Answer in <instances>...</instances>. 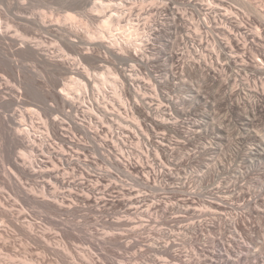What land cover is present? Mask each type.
Returning a JSON list of instances; mask_svg holds the SVG:
<instances>
[{
  "label": "rangeland",
  "instance_id": "1",
  "mask_svg": "<svg viewBox=\"0 0 264 264\" xmlns=\"http://www.w3.org/2000/svg\"><path fill=\"white\" fill-rule=\"evenodd\" d=\"M81 1H82V3H81ZM172 1H174V2H172ZM188 1L189 2L191 1V3H189ZM193 1H197V0H193ZM208 1L215 2L214 6H217V7H215L214 11L216 10V8H217V10H219L218 12H216L217 10L215 11L216 15H217V13L221 12L220 7H219L221 4H219V2L222 1L221 3L226 4L225 0H221V1L220 0H208ZM208 1H206V2H208ZM216 1H219V2L216 3ZM0 2L3 3V6H1V7L4 9V11L7 12L6 16L4 14L2 15L1 21L3 23L6 22V18L12 19L14 17V15H19L22 17L24 16V18L29 17L31 20L34 19V21H36V22H39L37 20H40V22H41L42 19L46 18L45 20L48 21L49 23H52V24L55 21L56 22L60 21L59 23L61 25H64V23H69V26H68L69 29H70V26H75L76 29H78L79 31L81 30L80 31L81 35H79V37L81 36V39L83 36H85L86 29L91 30L92 33L95 32V34H97L100 31L104 32V29H105L103 27L104 21L107 20L109 18V16L111 15V13L108 15L105 14L108 17L107 16H105L106 18L103 17L104 16V12H103L104 10H102L101 8L98 9L96 7L97 6L96 0H84V1L83 0H74V1L73 0H0ZM146 3L148 5H146ZM151 3L152 2H150V0H148V1L146 0V2L144 3V8L146 7L145 9L148 10V13L146 10H144L145 13L142 17V19H143L142 23L147 22V20H149V18H148V17H150L149 9L151 8L150 6L153 5V3L152 4ZM157 3H159L157 5H159L160 11L163 10V15L161 16L162 20L161 19L159 20L160 21L159 23H161V24L157 23V25H158L157 31H156L157 33L156 32H154L155 34L153 33L154 35H152V40H151V42H149L150 46L146 45V48H148V46L150 48V49L148 48V50H147L148 51L147 55L149 56L148 57V60H149L148 63L146 62L145 64H143L144 66H139V70L142 73L141 76L143 75L142 78H144V80H146V81H143L144 85H145V88L143 89V96L145 99V103H147L148 106L151 105L149 107H151L152 109L154 107V109L156 110L155 111L153 109V113L155 112L154 116H153V118L155 119V121H154L155 123L151 122L150 119L146 122L144 120L145 116L135 115V117H134L135 119L132 117L124 116L125 118L122 121V125L124 126L125 129L126 128L128 129V130L127 129L125 130L127 133L125 132L124 135L129 136L127 134H132L134 136L133 138L132 137L129 138L130 144L128 143L129 150L134 152V157L139 158L141 156V158L144 161H146V162L151 161V164L155 163L154 161L156 159V162H158V164H160V165L163 164V166L165 165L166 169H168L169 172L172 171L173 175H175V176L173 178H166V180L160 179L161 181L166 182V183L164 182L165 186H163V187H160L157 185V184H159V182L161 183L160 180L157 184L154 183L153 180H151L152 185H150L148 187V185L145 184L146 180L143 179L144 178L143 176L139 177L140 179L137 176H134V177L130 176L134 180L137 177V180H135V181L132 180L131 178H129L128 174H126L125 172L121 173L118 169H115L116 167L112 168L111 165L108 163L106 157L104 156V154H105V153H103L104 151L103 150L101 151L98 147V145H101L103 143L102 137H98L95 140V141H97L99 139L97 142L94 141L95 142L94 145H96V146L92 145V148H93V146H94V148L95 147L98 148V149L93 148L95 150L94 152H93V149L92 150H90V149L85 150L84 148L82 149V147L81 148L76 147L74 149V151H76V153L79 154V156L81 157L82 160H84V159L88 160L89 159L90 162L88 161V163L91 165L88 166V168L90 170L94 169L98 173L100 172V173L104 174L105 176H107L106 178L101 180L103 182H101L102 184H100V185H102L103 187H106L107 185L109 186L110 184L116 183L115 185L119 186L120 188L123 187L122 189H124L123 191L125 193L131 192L132 196L134 195L133 197H135V198L137 196L139 197V195L140 196L141 195L147 196V198L149 199L150 202L163 200L162 202L166 203L167 205L168 204L171 205V203L172 204L173 203L183 204L182 202L186 201V199H187V201H189L190 198H192L191 202L194 203L193 208L194 207L197 208V206H198V208L196 210L197 211H200L201 209L205 210V212L207 211L206 215H208V216L205 215L202 218H200L199 214H196L197 217H195L194 215H191V216L188 215L186 217L185 215H187V214H185V215L183 214L182 215V216H184L183 224H185V225L192 223V222H197V221H198L197 222L198 224L201 222L202 223H205V222L212 223L213 218H215V219H213V221L218 220L220 215H219V212H217L215 210L216 208L210 207L207 204H205V200L207 201L208 199L211 201L214 199L213 201L216 204H218V203L223 204L224 205L223 207H226L224 213L226 215H229L231 217L230 218L228 216L230 219H232L234 217V215H237L238 213H242V212H244L245 214H247V212L249 213L250 211H252V207L254 206L255 209L254 208L253 209L255 210V212H250L252 215L247 216V219L250 220L249 223L252 224V226L248 230L249 235L242 234V233H240V231L235 233L234 231L230 230L227 233L225 232L226 235L222 231H219V232L217 231V233H211L210 236L214 237L217 235L219 237V236H221V233H223L228 238H230L231 236H232V238H236V240L239 238L238 240H240L243 243L245 241V244H247V246H248V244H250L249 247L252 248L253 250H255L256 252L259 251L257 253H258V255H260V257H262L264 255V242H263L264 241V214H263L264 208L261 209V207H264V158H259L257 156H254L252 153L256 149H259L262 153H264V116L262 117V119L259 122H256L254 124V126H252V127L244 125L243 121L240 119L242 116L241 115L242 111L238 110V108L235 105L236 104L235 102L232 103L233 101H231V100L229 101V100H227V98H224L226 96L225 92H227L226 89H223L221 87V85H219V83H216L218 85L213 84V82L210 81L211 79H209L208 77H205V76H207L206 72L202 71L203 74L201 75V72L200 73H194V72L188 70V69H191L190 67L192 64H190V62L192 63V61H194L195 56L197 57V59L200 58V56L198 57V55L194 54V51L192 50V48L191 49L187 48V47L190 48V44L186 45V43H189V39H190L189 37L191 36V33L193 31H195V29H196L195 23H197L198 19L200 20V18H199L200 16L196 15L197 13L194 14L196 12V11H194V8H196V7H194L193 4H195V3H192V0H182V1L181 0H157ZM232 3L234 5L236 4L235 8H236V6H238L237 8L241 7L240 5H238L236 3V1H234V0L228 1L227 0V4H229V5L231 4L232 6H234ZM249 3L252 4L253 6L255 5L254 7L257 10H259L260 13H263V15H264V0H250ZM166 5H169L170 7L175 8V11L178 10V13L179 12L180 13L185 12L188 16L187 17L183 16V18H184L183 22H181L183 20L182 17H181L182 20H180L181 18L179 20L177 19L176 21H180L177 23L176 21H174L176 18L173 17L174 18V20H173V18L169 14V12L165 9ZM147 6L150 8H148ZM10 10H11V12H10ZM97 10H98V12H97ZM235 10H237V9H235ZM107 11H105V12H107ZM242 12L245 13L248 11H245L243 9ZM202 13H204V12H202ZM252 13L250 12V14L249 13H247L248 15L246 14L248 17L249 16L252 17L251 19L249 17V19L251 20L250 24H252L251 26H253V27L257 26L256 28H259L260 22L262 23V21H263L262 20L263 17L262 18H261V16L259 17V14H257L256 12L252 11ZM67 15H73L75 17V20H74L75 22H73V25L70 24V21L66 19L68 17ZM32 17H33V19H32ZM62 17H63V19H62ZM65 20H67L68 22ZM210 21H212L210 23L211 26L217 27L216 23L213 22V20H210ZM16 22L17 23H15V27H14L15 29H13L12 31H13L14 35L19 40H22V38H23L21 35L26 34L28 36V40L30 39V40H33V42H38V43L42 42V46H44L47 49H50L52 52H55L56 54H61V53L64 54L65 53L69 56H72V55L75 56L79 52L83 51V49L86 48L87 46L89 47V45L80 44L79 47L77 46L80 50L79 49L77 50V48H73L72 46L69 45L68 40L65 39V37H63V40H66V41H62L61 38H59V39L56 38L57 35H58V37L61 36V35H59L60 32H58L55 29L56 27L55 28L52 27L53 30H52V28H49V30L51 31V32H49L48 29H45L48 31H45L43 29L40 30L36 26L33 28V25H34L33 23H32V28H31V23H29V22L24 21V23H23V21H19V20ZM18 22H20V23H18ZM174 22H176V24H174ZM179 23H180V25H179ZM212 23H213V25H212ZM258 23H259V25H258ZM16 24H17V27H16ZM25 24H28V25L26 26ZM54 24H56V23H54ZM214 24H215V26H214ZM24 25L27 27V29ZM174 25L179 26V27L175 29ZM110 26L113 30L115 29L114 33H116L118 31L117 26L113 27L112 23ZM171 26H173V27H171ZM180 26H181V28H180ZM16 28H17L18 32H17ZM28 28H31V29H28ZM37 28H38V30H35ZM33 29H34V31H32ZM69 29L68 30L65 29L64 31L66 32V30H67L70 34H74L73 36L72 35L71 36L69 35V36H70V39H75L76 34L71 29L70 30ZM15 30H16V34H15ZM28 30H30V31H28ZM54 30L56 32H58L59 34L56 35ZM205 30L209 31L208 29H205ZM40 31H42V32L40 33ZM70 31H72V32H70ZM82 31H83V33H82ZM146 31L152 33V31H150L149 28L146 29ZM203 31H204V29H203ZM65 32H63V35L64 36H65V34L68 35L67 34L68 32H66V33ZM186 33H187V35H186ZM51 34H53V35H51ZM98 34L94 35L95 36L94 38L96 40L99 39V37L101 36L100 34L99 35ZM41 35H42V37H41ZM23 36H25V35H23ZM31 36L33 38L35 36L36 37L33 39ZM187 36H189L188 37L189 39H187ZM38 37H40V38L38 39ZM212 37L215 38L214 36H212ZM213 38H211V36H210V42L213 43L212 44L213 46H215V47L217 46V47L216 48L212 47V49H214V51L210 47H209L210 50L208 48L206 49L207 52L205 51V56L209 60H207V62L203 61V64H205V63L211 64L213 62V64L216 63L215 65H217L218 62H215L216 56L219 54L221 49H222L221 51L223 52V48H221V46H218V44H217L218 42L216 41V39L214 40ZM43 40H45V41H43ZM214 42L215 43L217 42L216 43L217 45H214L215 44ZM262 42H264V39H262L261 43ZM259 43L260 42H258V46L256 47V49H258L261 45H263V47H264V43H262V44L260 43V45H259ZM145 44H148V43H144V45ZM45 45H47V46H45ZM81 45H83V46H81ZM10 46H11L10 49L12 48L11 49V52H12L11 55L13 56V57L10 56L12 58V59L10 58L11 60H16L19 64V66L22 64L20 67L24 66L23 68H26V66L30 68V64L32 63L31 70L32 71L36 70L35 73L33 71V73L35 75L34 74L31 75V76H33L32 79H33L34 84H35V89L32 93H30V94L25 93L26 95L24 94V96H22L23 97L22 100H20V102L17 105V106H19L18 108L22 109V110H31V115H33V116H34V114L32 113V111L33 112L38 111L37 113L38 114L40 113L39 116L41 115V118L44 120L51 118L52 112L50 110L52 108V105H54L55 102H54L53 97L48 95V90L52 91L53 84L56 81L55 79H56V77H59L60 74L56 73V71L53 72V70H51V69L49 70V68H47L44 65H41V63L36 62V60L29 55L28 56L31 59L28 58V56L25 55L26 53L23 54L21 52L20 54H18L19 51L18 50L15 51V49H17V47H18V46L17 47L15 46V43H13ZM263 47H260V48L262 49ZM260 48H259V50H261ZM216 49H217V53L215 52ZM218 49H220V50H218ZM12 50H14V51H12ZM189 51H191V52H189ZM15 52H17V53H15ZM175 53H176L175 56H178V59H177V57L172 58V56H173L172 54H175ZM182 53H183V55H182ZM191 53H193V55H194L193 58H192L193 55H191ZM21 54H23V55H21ZM22 58L27 59V60H23ZM179 59H182V60L180 61ZM210 59L212 62L210 61ZM223 59H224V57H223ZM20 60H22V61H20ZM173 60H174V62H173ZM19 61L22 63H20ZM27 61H29V62H27ZM175 61H177V62H175ZM225 62H226V60H225ZM107 65L109 67H105V68H103V70L101 68V70H100V69H97L95 64H92L91 62L85 63V66L87 68H89V73L91 74L92 79L94 78L93 80H96L98 78V76L102 77V78L105 77L106 79H110V78L115 76L114 70L112 69L113 66L109 65V64H107ZM188 65H190V67H188ZM110 66H111V68H110ZM172 66L175 68V70H176L175 72H177V74H175V75H173L172 71H170L173 69ZM223 66H224V62H223ZM32 67H35V68L32 69ZM179 68H181V69H179ZM41 71H43V72L41 73ZM63 71L61 73L63 80H65L66 82H69L71 84V86H73V82L75 80H79V81L83 80L81 77L76 76L74 74H71V75L68 74L67 75L66 70H63ZM232 73H233L232 70H230V71L227 70V75L230 76V75H232ZM251 74H248V76H245V80L248 77V78H250V82H251L250 84L252 86L254 85V83H258L259 86L261 84V86H262L261 80L259 79L262 76L259 77L257 75L255 76L254 73H251ZM253 75H254L255 79H254V77L252 78ZM46 77H47V79H46ZM262 78L264 79V77H262ZM253 79H254V81H253ZM258 80H260V81H258ZM256 81H258V82H256ZM204 83H205V85H204ZM233 83H234V81L230 84L231 89L233 86H234L233 88H237L236 85H238V87H239V84H240L239 82L234 83V84ZM216 90H218V91H216ZM152 91H154V92H152ZM155 91H157V94ZM196 92H198V93H196ZM148 94H150V95H148ZM148 96H150V97H148ZM1 98H0V115H1L0 116V195L8 198L9 203L6 205L7 206L6 208L8 210L11 211V213L14 211L13 215L15 217L19 218L21 216V218H19L20 224H21L19 226H21V228L19 229V226L15 227L14 225H12L10 223V221L8 219H6V217L4 218L3 215L0 214V227L2 230V232L0 231V233H1V235H0V264H74V263L75 264H77V263L78 264H143V263L144 264H176V262H174L166 254H162L160 252L158 253V250L155 249L154 247L148 248V245H152L153 241L155 239L158 240V238H160L162 236V234H161L162 231L169 230L171 228L173 229V224H175V223L172 221V219L176 216L175 210H173L175 214L173 213L172 210H171L172 212L170 211V214L168 216V217H170V218H168V222H170V224L168 223L169 225L164 224L162 221H159V220L158 221H152V222L149 220L151 222V223H149L148 219L145 218L147 220L145 221V219H144V223L146 225H148V228L145 230L139 228L141 230L140 231L139 229H137L139 227V224H138V226L136 225L137 228H135V227H131V225H126V223H122L121 224L122 226L120 225V223H116L118 218L121 219V217L122 218L126 217V215L128 214L127 213L128 211H136L137 208H140V207H142L141 205H143V203L140 205V204H131L130 202H127L129 200V199L127 200L129 195H128V197L125 196L123 194L124 192L122 193L121 189H120L121 191H119V192H121L122 195H124L121 199H124V197H125V201H120L121 203H116L115 206H111L112 208L110 206H107L104 209L103 208L98 209L97 207L94 208L95 207L94 203H92V205H91V203L89 204L87 201H85V199H83V198L80 199V197L75 196V193H74V197L73 198L69 197V200L67 201V206L70 205L69 208L68 209L66 208L67 209L66 211H64L65 209L64 210L62 209L60 212L52 211L51 209L44 207V205L41 203H31V202H28L27 200H25V194L22 193L23 191L22 192L17 191L16 187L14 186V184L17 183L16 182L17 180H16V178L12 179L10 177V172L14 173L20 179L19 181H21L22 183L21 182H18V183H19V185L22 184L24 186L23 187L24 190L27 188L25 192H28L27 190H30L32 187L38 186V184L41 185L43 179L40 177V175H36V177L38 176L37 178L31 177V176L25 177L24 175L19 174V172L15 170V168L13 166L14 165V159H19V160L22 159L21 158L22 152L23 153L26 152L25 154L28 155V154H30L29 153L30 150L26 151V148L23 145L17 144L13 140L14 138L12 139V137L15 136L14 133H16L12 129L15 128L14 126L17 123L16 122L17 119L15 120V118L13 117L12 114L15 111V109L17 108V106H15L14 108L8 107L6 105V103H3L4 101L1 100ZM126 98L131 99V96L130 97L127 96ZM148 100H150V101H148ZM181 100H183V101H181ZM226 100H227V102H226ZM22 101H23V103L20 104ZM241 102H243V105L245 104V101L243 99L241 100ZM3 104H4V106H3ZM152 104H153V106H152ZM159 104L161 107L159 106ZM163 104H165V105L163 106ZM46 105H47V107H46ZM117 106H118V104H117ZM162 107H164V108H162ZM245 110L246 111L249 110L248 112H250V114L252 113V109H250L248 107H247V109H244V112H245ZM242 114H244V113H242ZM55 115H57V114H55ZM36 116H38V115H35V117ZM62 116H63V118H65L64 113H63V115H60V117H62ZM87 116H90V115H87ZM249 116H250V118H252L253 115H249ZM7 117H8V119H7ZM68 120L69 119H67V121ZM156 121H159L160 123L159 122L156 123ZM106 122H107V124H106ZM106 122H105V126L106 127L108 126V127L107 128L105 127L104 131L102 132L103 134H106V132L108 133V130H109L110 123L108 122L107 119H106ZM125 122H127L128 124ZM28 123H30V122H28ZM240 123H242L243 125ZM6 124L8 126H6ZM12 124H14V125H12ZM66 125L68 126V124H66ZM39 127H40V131L44 132L43 125L39 124ZM131 130H133L134 133ZM196 130H198V131H196ZM128 131H129V133H128ZM74 132H77V131H74ZM102 133H100L99 135L103 136V138H104V135ZM248 133H249V135H248ZM77 134L79 135V137H81V136L83 137V135H80L81 134L80 132L79 133L77 132ZM82 134H84V133H82ZM86 135L84 134L83 139L85 138L84 140H86V141L91 140L93 142L92 138L89 135H88V137ZM217 135H218V139L216 137ZM256 135H258L259 138L256 139ZM161 137H163L165 139H163ZM89 138H91V139L89 140ZM258 139H259V141L261 140L260 143H259ZM55 141L57 143H59V145L61 144V146L65 145V147L67 148V149L65 148L67 150V152L68 153L70 152L69 154L72 153V150L70 149L72 146L70 144L69 145L64 144L63 142H60L59 140H55ZM99 141L100 142L102 141L101 144ZM158 141H159V143L162 141L164 142V143H160L161 145L162 144L165 145L167 143L166 146L167 147L169 146L168 148H170L169 149L170 151H168L166 153L161 151V149H159L161 145L158 143ZM233 143H235V144H233ZM158 145H159V148H158ZM209 145L210 146L212 145V146L210 147ZM243 145H245V146H243ZM206 146H207V148H205V149L207 151L204 150V148H203ZM252 146H254V147H252ZM261 146H262V148H261ZM21 147L22 148L24 147V148L22 149ZM148 148L150 150V151H148V152H150V154L147 152ZM251 148H253L252 152H251ZM69 150H71V151H69ZM77 150H79L80 152L82 151L83 153L81 152V154H80V152ZM155 150H157L158 153ZM96 151H97V153L98 152L99 153L97 154ZM99 155H101V156H99ZM158 155H159V157L156 158ZM149 158H151V159H149ZM249 159H251V161ZM163 161L165 162V164L163 163ZM55 164H56V162H55ZM177 164H179V165H177ZM49 165H51V164H49ZM205 165H207V167ZM51 167L53 168L54 164H53V166H49L50 169H52ZM88 168L87 169L84 167L76 168L77 169V171H76L77 178H83L84 181H87V179L89 180V181H87V184H86L87 187H88V185L90 186L91 184L93 185L94 183H96V180L92 176L91 177L86 176L85 172H86V170H89ZM113 171L118 172L117 174L118 175L120 174L119 175L120 177H118V175L115 174L116 172H113ZM69 172L72 173V170H69ZM112 172L114 173L113 176H115V177H112V174H113ZM123 173H125L126 176ZM231 173H232V175H231ZM19 175H20V177H19ZM109 175H111V177ZM189 175H190V177H189ZM177 176H178V179H177ZM225 176H226V178H225ZM117 177H118V179H117ZM85 178H86V180H85ZM141 178L143 180H141ZM40 179H41V181H40ZM45 179L48 180L49 178H45ZM168 179H170V180H168ZM70 180H72V178ZM138 181H140V182L138 183ZM143 182H145V183L143 184ZM119 183H120V185H119ZM155 184L157 185V187H156L157 189L155 188ZM145 185L147 187H145ZM159 185H161V184H159ZM10 186H12L15 190L13 188L11 189ZM152 186H154V188ZM61 188H63V187H61ZM126 188H128V189H126ZM248 190H250L251 192ZM75 191L78 192L79 195H81V194L84 195L83 193L78 191V189ZM87 191H85L86 194H87ZM113 191L115 192V190H113ZM19 192L21 193V195ZM142 192H143V194H142ZM240 192H241V194L243 192L246 193L247 198H245V199L240 198L241 197ZM138 193H140V194H138ZM110 194L111 193H108V195H109L108 198H110ZM154 194H156V195H154ZM191 194H193V195L191 196ZM221 194L225 197L219 196ZM255 198H257V199H255ZM213 201H212V204H213ZM244 202H245V204H244ZM74 203L76 205H74ZM231 203H233V204H231ZM256 204H259L260 208H258V205L256 206ZM133 205H135V206H133ZM137 205H139V206L136 208ZM213 205H215V204H213ZM240 205H241V207H240ZM92 207H93V209H92ZM132 207L133 208L135 207V209H133ZM143 208L146 209V206H143ZM143 208H141V209L143 210ZM212 208L214 209V211H212L213 210ZM96 209L99 211H97ZM249 209H251V210L248 211ZM227 210H228V212H227ZM20 211L24 212L25 215L22 216L21 214H19L18 212H20ZM215 211L217 212L219 217H215V216H218ZM257 211H259V212H257ZM260 212H261V215H259ZM227 213H229V214H227ZM173 214H174V216H173ZM231 214H232V216H231ZM207 217H208V219H207ZM216 218H217V220H216ZM147 221H148V223H147ZM30 223L36 224V225H34L33 228L36 229L37 234H39L40 236H43L42 232L45 231V233L48 237L46 239L44 238V241H40V242L38 240L35 241V239L33 240V238L28 237L27 234H25V228L28 229V227L30 226L29 225ZM136 229L139 230V231H137L138 234L136 232ZM132 231L134 232V234L132 233ZM231 231H232V233H231ZM130 232L132 233V235L130 234ZM140 232H141V234H140ZM154 232H155V234H154ZM257 233H258V235H257ZM213 234H215V235H213ZM138 235H139V237H137ZM140 235H141V237H140ZM238 235H240V236L238 237ZM245 236L246 237L249 236V239L245 238ZM241 237H242V240H241ZM149 238H153V239H149ZM164 238H166V237H164ZM132 241L133 242L137 241V243H134L135 245L130 246L129 244ZM185 241L186 240L179 241L178 245L179 246L181 245V246L180 247L177 246L175 249L181 248L182 251H185L184 254L186 252H188V253L191 252V254H192V252H194L193 250L195 249L193 247H195V246L192 245L191 242H189V241L185 242ZM44 242H48L51 246L50 247L51 249L48 248V246H47L49 244L44 243ZM262 244H263V246H262ZM214 247H210L209 250L210 249H211L210 251L220 250V252L222 254L224 253L221 249L222 248L221 246L220 247L214 246ZM262 247H263V249H262ZM155 250H157V251L155 252ZM186 254H185V257L187 256L186 257L187 259L184 257L185 263L187 262L186 264H190V262H191V264H195L197 262V260L199 261L200 258H201L200 259L201 262H197L198 264H200V263L201 264H209L208 261L212 260V257L210 258V256H208V254L206 255L204 253H202L200 258L197 255L195 256V254H194L195 257H198V259H196V260H195V257L192 256L191 254L190 255L192 257L189 254H187V255ZM203 256H205V257L203 258ZM189 258H191V259L193 258L192 260H194L195 263H193L192 260H190ZM202 258H203V260H202ZM205 258H207V259H205ZM188 259H189V262L186 261ZM215 259L217 262L215 261ZM215 259L213 258L214 262H216V263L220 262V258L219 259L215 258ZM231 259H236V258L231 257ZM204 260L206 261V263ZM254 261H255L254 259L251 260V263H249V264H255L256 261L255 262ZM245 263H247V262H245Z\"/></svg>",
  "mask_w": 264,
  "mask_h": 264
},
{
  "label": "bare ground",
  "instance_id": "2",
  "mask_svg": "<svg viewBox=\"0 0 264 264\" xmlns=\"http://www.w3.org/2000/svg\"><path fill=\"white\" fill-rule=\"evenodd\" d=\"M206 1H208V0H197V1L192 0V3H195V4H193V6L196 7V8H194L192 6L194 8V11H196L194 14L197 13L196 15L200 16V17L198 16L200 18V20L198 19L197 23H195L196 24L195 28L197 29V30L195 29L196 32L193 31L194 32L193 33L191 31L193 34L191 33V36L189 35L190 37L187 36V39H189V38L190 39H189V43H186V45L190 44V48L189 47H187V48L188 49L192 48V50L194 51V54L198 55V57L200 56V58L197 59V57L195 56L194 61H192V63L190 62V64H192L191 67H190V65H188V67L191 68L188 70H190L194 73H200L201 72V75L203 74V72H206L207 76H205V77H208L209 79H211L210 81L213 82V84L219 83V85H221V87L223 89H226L227 92H225L226 96L224 98H227V100H229V101L230 100L233 101L232 103H234V102L236 103L235 105L238 108V110H240V111H242V113H244V114H242L239 111L242 115L240 119L243 121V124L247 125L249 127H252V126H254V124L256 122H259L262 119V117L264 116V81H263L264 79L262 78V77H264V49H263L264 47H263V45H261L260 47H263L262 49L259 47L261 50H259V48L256 49V47L258 46V42L261 43L262 39H264V22H263L264 21V19H263L264 15H263V13H260L259 10H257L254 7L255 5L253 6L252 4H250L251 2L249 3L250 0H248V1L247 0H234L245 11H248L245 13L242 12L243 9L241 7L240 8L242 10L240 8H237L238 6H236V8H235L236 4L234 5L232 3L234 6H232L231 4L230 5L227 4V0H225L227 5L225 3H221L222 2L221 0H220L221 2L216 1V3L219 2V4H221L219 6L221 12L217 13V15L215 13L218 12L219 10H217V8H216L217 11L216 10H215L216 12L214 11L215 7H217V6H214L215 2H211V1L206 2ZM145 2H146V0H96V5H97L96 7L98 9L101 8L102 10H104L103 11L104 12L103 17H105L111 13L109 18L104 21V26H103L105 28L104 32H102V31L98 32L101 36L97 40L94 38L95 37L94 35H97L98 33L97 34H95V32L92 33V31L89 29H86V34H85V36H83L84 38L82 37V39H81V36L79 37V35H81V32H80L81 30L79 31L78 29H76L75 26H70V29L76 34L75 39H70V36L71 35L73 36L74 34H70L67 31L69 29V27H68L69 23L63 22L64 25H61L59 23L60 21L59 22L57 21L58 23L55 21L54 23H56V24H54V23L52 24V23H49L48 21H46L45 20L46 18L42 19L41 22H40V20H37L40 22L39 23V22L34 21L33 17H32L33 20H31L29 17L27 18L26 16H25L26 18H24V16L22 17L19 15H14V17L12 19L6 18V22L3 23L1 21L2 15L4 14L6 16L7 12L4 11V9L1 7V6H3V3L0 2V98L2 97L1 100L4 101V102L3 101L2 102L6 103V105L8 107L14 108L15 106L18 105L20 100H22V98H23L22 96H24L25 93L30 94L35 89V84H34V81L32 79L33 76H31V75H33L36 70L35 71L33 70L34 73L31 70L32 63L30 64V68L27 67L26 65H25L26 68H23L24 66L20 67L22 64L19 66V64L16 60H11L12 58L10 56H12L11 55V53H12L11 49L12 48L10 49V47H11L10 45H12L13 43H15L16 47L18 46L17 49H15V51H17V50L19 51L18 54H20L21 52L23 54L26 53L25 54L26 56L29 55V56L33 57L36 60V62L41 63V65L46 66L47 68H49V70L51 69V70H53V72L56 71V73L60 74L59 77H56V79H55L56 81L53 84L52 91L48 90V95L53 97L54 102H55L54 105H52V108L50 110L52 112L51 118H49L47 120L42 119L41 115L39 116L40 113L39 114L37 113L38 111L37 112L32 111V113L34 114V116H33V115H31V110H22V109L18 108L19 106H17V108L15 109V111L12 114L13 117L15 118V120L16 119L18 120V121L16 120L17 123L14 126L15 128H13V129L11 128L12 130H14L16 132V133H14L15 136H13L12 139L14 138L13 140L17 144L23 145L26 148V151L30 150V152H29L30 154H28V155L25 154L26 152L25 153L22 152V156H21L22 159H20V160L14 159V165L13 166H14L15 170L19 172V174L24 175L25 177L26 176L27 177L28 176L29 177L30 176L36 177V175H40V177L43 179L42 183L40 182L41 185L38 184V186L32 187L30 190H27L28 192H25L27 188L24 190V188H23L24 186L22 184H21L22 185L21 186L18 183V182H21V181H19L20 179L14 173L10 172V177L12 179L16 178V180H17L16 181L17 183H15L14 186L16 187L17 191H21V192L23 191L22 193L25 194V200H27L28 202L41 203L44 205V207L49 208L55 212H60L62 209L63 210L65 209L64 211H66L70 206L69 204H68L69 206H67V201L69 200V197H72V198L74 197V193H75V196L80 197V199L81 198L85 199V201H87L89 204L91 203V205H92V203H94L95 207L94 206L93 207L94 208L97 207L98 209H102V208L104 209L107 206H110V207L115 206L116 203H121L120 201H125V197H124V199H121L124 195L127 197L129 195L128 198L126 197L127 200L129 199L127 202H130L131 204H140V205L143 203V205H141L142 207H140V208H137L139 206V205H137L136 211H128L127 212L128 214L126 213L127 214L126 217H124V218L121 217V219L118 218L116 223H120V225L122 223H126V225H131V227H135V228H137V226L139 224V227L137 229L141 228L143 230L148 228V225H146L144 223L145 218H147L148 221L150 220L151 222L159 220V221H162L164 224H168V223L170 224V222H168V218H170V217H168V216H169L171 210L172 211L175 210L176 216L172 219V221L175 223V224H173V229L171 228L169 230L162 231L161 234L163 237L161 236L160 238H158V240L155 239L153 241L152 245H148V248L154 247L155 249L158 250V253L160 252L162 254H166L174 262H176V264H186L187 262L185 263V261H184L185 254L186 253L189 255L191 254V252H189V253L186 252L184 254L185 251H182L181 248L175 249L177 246H179L178 245L179 241H183V240H186L187 242L189 241L192 243V245L195 246V247H193L195 249L193 250L194 252H192V254H191L192 256H194V254H195V256L197 255L200 258L202 253H204L206 255L208 254V256H210V258L212 257V260H209V261L207 260L209 264H249V263H251V260H253V259L256 261L255 264H264V255L262 257H260V255H258V253H257L259 251L256 252L255 250L250 248L249 247L250 244H248V246H247V244H245V241L243 243L240 240H238L239 238L236 240V238H232V236L230 238L225 236L226 235L225 232L227 233L230 230L234 231L235 233L240 231V233H242V234L249 235L248 230L252 226V224L249 223L250 220L247 219V216L252 215L250 212H255L254 206L252 207V211H250L251 209L248 210V211H250L249 213L248 212H247V214H245L244 212L238 213L237 215H234V217L232 219H230L231 217L224 213L226 207H223L224 206L223 204H219V203L216 204V203H214V201H213L214 199H213L212 200L213 204H215V205H213L212 201L208 199L207 201L205 200V204H207L210 207L216 208L215 210L217 212H219V215H220V217H219V215L215 211L216 214L218 215L215 217H219L218 220L216 218L217 221H213V219H215V218L212 217L213 218L212 223H210V222L208 223V222L204 221L205 223L201 222L198 224L197 223L198 221H197V222H192V223L185 225V224H183V222H184L183 221L184 216H182L183 214L184 215L187 214V215H185L186 217L188 215H190V216L194 215L195 217H197L196 214H199V217L202 218L207 213V211L205 212V210H202V209L200 211H197L196 209L198 208V206H197V208L196 207L193 208L194 203L191 202L192 198H190L189 201H187V199H186V201L182 202L183 204H175V203L172 204L171 203V205H169V204L167 205L166 203L162 202L163 200L150 202L149 199L147 198V196H142V195L140 196L139 195V197L137 196L135 198V197H133L134 195L132 196L131 192L125 193L123 191L124 189H122L123 187L120 188L119 186L115 185L116 183L110 184L109 186L107 185L106 187H103L102 185H100V184H102L101 182H103L101 180L106 178L107 176H105L104 174H102L100 172L98 173L94 169L90 170L88 168V166L91 165L88 163L89 159L88 160H85V159L82 160L81 157L79 156V154L76 153V151H74V149L76 147H78V148L82 147V149L84 148L85 150H89V149L92 150L94 148V146H96V145H94V143L97 142L99 139L97 141H95V140L98 137H102L103 143L101 144L102 141L101 142L99 141L101 145H98V147L101 151L102 150L104 151L103 153H105L104 156L106 157L108 163L111 165L112 168L116 167L115 169H118L121 173L125 172L126 174H128L129 178L132 179V177H134V176H137L138 178L143 176L144 177L143 179L146 180L145 181L146 183L143 182V184L145 183L149 187L150 185H152L151 180H153L154 183L157 184L160 179L166 180V178H173L175 176V175H173L172 171L169 172L168 169H166L165 165H164L165 166L164 167L162 163H161L162 165L158 164V162H156V159L154 161L155 163L151 164V161L146 162L141 158V156L139 158L134 157V152L129 150V146H128V143L130 141L129 138L130 137L133 138L134 136L132 134H127L129 136L124 135V133L126 132L125 130L127 128L125 129L124 126L122 125V121L125 118L124 116L134 118L135 115L145 116L144 120L146 122L150 119L151 122L155 123L154 122L155 119L153 118L154 113H155V112L153 113L154 107H153V109L151 107H149L151 105L148 106L147 103H145V99L143 96V89L145 88L143 81H146V80H144V78H142L143 75L141 76L142 73L139 70V66H144L143 64H145L146 62L148 63V61H149L148 60L149 56L147 55L148 54L147 50L150 46L149 42H151L152 35L155 34L154 32L157 31V26H158L157 23L160 22L159 20L161 19V16L163 15V10L160 11L159 5H157V4H159V3H157V0H150V2L153 3V5L150 6L151 8L148 6L147 7L150 8L149 13H150L151 18L148 17L149 20H147V22L142 23V20H143L142 17L145 13L144 10H146L145 9L146 7L144 8ZM172 2H174V1H172ZM81 3H82V1H81ZM189 3H191V1ZM146 5H148V4L146 3ZM165 9L169 12V14L171 15L172 18L173 17L176 18L175 20L173 18L174 21H176L177 19L179 20L181 17L183 18V16H186V17L188 16L185 12L184 13H180V12L178 13V10H176L177 11L176 12L175 8H172L169 5H166ZM235 9H237V10H235ZM105 11H107V12H105ZM146 11L148 13V10H146ZM252 11L259 14V17L260 16H261V18L263 17L262 23L260 22V25L258 23V25L260 26L259 28H256L257 26L253 27V26H251L252 24H250V21H251L250 19L252 17L249 16L250 17V19H249V17L247 16L248 15L247 13L250 14V12L252 13ZM10 12H11V10H10ZM97 12H98V10H97ZM202 12H204V13H202ZM105 14H107V15H105ZM67 16L68 17L67 18L65 17V18L70 21V24L73 25V22H75L74 21L75 17L73 15H67ZM182 18L180 20H182ZM62 19H63V17H62ZM18 20L23 21V23H24V21L31 23V28H32V23H33L34 24L33 28L36 26L40 30L41 29H43V30L48 29L49 30V28H52V27L55 28L56 27L55 29L58 32H60V34H59L58 32H56L54 30L56 35L57 34L61 35L60 37H58V35H57L56 38H58V39L61 38L62 41H66V40H63V37H65V39L68 40L69 45L72 46L73 48H77V50L79 49L78 47L80 44L89 45V47L87 46L86 48L83 49V51L79 52L75 56H73V55L69 56L65 53L64 54H62V53L56 54L55 52H52L50 49H47L44 46H42V42H40L39 40L38 41L40 43L33 42V40H30V39L28 40V36L26 34H23L25 36L21 35L23 38H22V40H19L14 35V33L12 31L13 29H15L14 28L15 23H17L16 21H18ZM67 20H65V21H67ZM210 20H213V22L216 23L217 27L211 26L210 23L212 21H210ZM183 21H184V18L181 22H183ZM176 22L178 23L180 21H176ZM176 22H174V24H176ZM18 23H20V22H18ZM111 23H112L113 27L114 26L118 27L117 28L118 31L116 33H114L115 29L113 30L111 28V26H110ZM159 24H161V23H159ZM25 25L27 26L28 24H25ZM179 25H180V23H179ZM212 25H213V23H212ZM174 26H175V29L179 27L176 25H174ZM214 26H215V24H214ZM16 27H17V24H16ZM171 27H173V26H171ZM31 28H28V29H31ZM38 28L35 30H38ZM148 28L150 29V31H152V33L146 31V29H148ZM180 28H181V26H180ZM26 29H27V27H26ZM65 29H67L66 32H68L67 33L68 35L65 34L66 33L64 31ZM203 29H204V31H203ZM205 29H208L209 31H206ZM16 30H17V28H16ZM16 30H15V34H16ZM48 30H45V31H48ZM52 30H53V28H52ZM28 31H30V30H28ZM32 31H34V29ZM72 31H70V32H72ZM17 32H18V30H17ZM41 32L42 31H40V33ZM49 32H51V31L49 30ZM63 32H65L64 33L65 36L63 35ZM82 33H83V31H82ZM51 35H53V34H51ZM186 35H187V33H186ZM210 36H211V38H213L212 36H214L215 38H213V39L214 40L216 39V41L218 42V43L216 42L218 44V46H221V48H223V52L221 51L222 49L221 50L218 49V50H220V52L216 56V59H215V62H218L217 65H215L216 63L213 64L211 59H210V61L212 62L211 64H207V63L203 64V61L207 62V60H209L205 56L206 49L207 48L209 49V47L211 49H212V47H214V48L217 47V46L216 47L213 46L212 45L213 43L210 42ZM41 37H42V35H41ZM39 38L40 37H38V39ZM43 41H45V40H43ZM144 43H148V44L144 45ZM216 43L214 45H217ZM260 43H259V45H260ZM262 43H264V42H262ZM146 45H149L148 48H146ZM45 46H47V45H45ZM81 46H83V45H81ZM212 50L214 51V49H212ZM12 51H14V50H12ZM189 52H191V51H189ZM215 52L217 53V49ZM15 53H17V52H15ZM23 54H21V55H23ZM172 55H173L172 58L177 57V59H178V56H175L176 53L172 54ZM182 55H183V53H182ZM191 55H193V53H191ZM29 56H28V58H30ZM193 57H194V55L192 56V58ZM223 57H224V59H223ZM23 60H27V59H23ZM179 60L181 61L182 59H179ZM225 60H226V62H225ZM20 61H22V60H20ZM27 62H29V61H27ZM84 62L85 63L91 62L92 64H95L97 69H100V70H101V68L103 70V68L109 67L107 64L112 65L113 66L112 69L114 70L115 76L110 78V79H106L105 77L102 78V77L98 76V78L96 77L97 78L96 80H93L94 78L92 79L91 74L89 73V68H87L85 66ZM173 62H174V60H173ZM175 62H177V61H175ZM223 62H224V66H223ZM20 63H22V62H20ZM34 68L35 67H32V69H34ZM110 68H111V66H110ZM179 69H181V68H179ZM229 69L232 70V72H233L232 75H230V76L227 75V70L230 71ZM63 70H66L67 75L68 74L69 75L74 74L76 76L81 77L84 81L83 80L82 81L75 80L73 82V86H71V84L69 82H66L65 80H63V77L61 76L62 75L61 73ZM170 71H172L173 75L177 74V72H175L176 70L174 67ZM42 72L43 71H41V73ZM251 73H254L255 76L256 75L259 77L262 76L261 78H259L261 80V83H262V86L260 84L261 87L258 85V83H254V85L252 86L250 84L251 83L250 78H248V77L245 80V76H248V74H251ZM254 75L252 76V78L254 77ZM46 79H47V77H46ZM254 79H255V77H254ZM254 79H253V81H254ZM260 80H258V81H260ZM233 81H234V83L239 82L241 85L239 84V87H238V85H236L237 88H233L234 87L233 86L231 89L230 84ZM258 81H256V82H258ZM204 85H205V83H204ZM216 85H218V84H216ZM216 91H218V90H216ZM152 92H154V91H152ZM155 92L157 94V91H155ZM196 93H198V92H196ZM148 95H150V94H148ZM127 96H129V97L131 96V99L126 98ZM148 97H150V96H148ZM242 99L245 101L244 105H243V102H241ZM227 100H226V102H227ZM148 101H150V100H148ZM181 101H183V100H181ZM22 103H23V101L20 104H22ZM117 104H118V106H117ZM164 105L165 104H163V106ZM3 106H4V104H3ZM152 106H153V104H152ZM159 106H160V104H159ZM46 107H47V105H46ZM247 107L252 109L251 114H250V112H248L249 110H247V111L245 110V112H244V109H247ZM162 108H164V107H162ZM63 113L65 114V118H63V116L60 117V115H63ZM55 114H57V115H55ZM35 115H38V116L35 117ZM87 115H90V116H87ZM249 115H253L252 118H250ZM7 119H8V117H7ZM67 119H69V120L67 121ZM106 119L108 120L110 125L108 124L109 125L108 133L106 132V134H103L102 132L104 131V129L106 127L105 126ZM28 122H30V123H28ZM158 122L159 121H156V123H158ZM125 123H127V122H125ZM39 124L43 125L44 132L40 131ZM66 124H68V126ZM106 124H107V122H106ZM240 124H242V123H240ZM12 125H14V124H12ZM6 126H8V125L6 124ZM74 131H77L78 133L80 132L81 133L80 135H83V137H84V134L85 135L87 134L86 135L87 137L89 135L92 138L93 142L90 140L91 138H89L90 141L84 140L85 138L83 139L82 136L79 137L77 132H74ZM131 131L133 132V130H131ZM196 131H198V130H196ZM82 133H84V134H82ZM100 133H102L104 135V138H103V136L99 135ZM128 133H129V131H128ZM248 135H249V133H248ZM216 137L218 139V135ZM161 138H163V137H161ZM257 138H259L258 135H256V139ZM163 139H165V138H163ZM55 140H59L60 142H63L64 144H68V145L70 144L72 146L70 148L72 150V153L69 154L70 152L69 153L67 152V150H66L67 148L65 147V145L61 146V144L59 145V143H57ZM258 141H259V139H258ZM260 142H261V140L259 141V143ZM158 143H159V141H158ZM160 143H164V142L162 141ZM233 144H235V143H233ZM92 145H94L93 148H92ZM166 145H167V143L165 145L162 144L160 146V148L158 145V148L161 149V151L166 153V152L170 151L169 150L170 148H168L169 146L167 147ZM243 146H245V145H243ZM254 146H252V147H254ZM262 146H261V148H262ZM95 148H97V147H95ZM203 148H204V150H206L205 148H207V146L203 147ZM94 149H93V152L95 151ZM71 150H69V151H71ZM79 150H77V151H79ZM258 150L259 149H256L255 150L256 152L254 151L252 154L254 156L259 157V158H264V153H262L260 150H259L260 151L259 152ZM148 151H150L149 148L147 149V152ZM155 151L157 152V150H155ZM252 151H253V148H251V152ZM81 152H80V154H81ZM96 153H97V151H96ZM148 153L150 154V152H148ZM99 156H101V155H99ZM158 157H159V155L156 158H158ZM149 159H151V158H149ZM249 160L251 161V159H249ZM55 162H56V164L57 163L58 164L56 165ZM163 163L165 164L164 161H163ZM49 164H51V165H49ZM53 164H54V167L53 168L51 167L52 169H50L49 166H53ZM179 164H177V165H179ZM205 166L207 167V165H205ZM79 167L80 168L84 167L86 169L88 168L89 170H86V172H85L86 176L87 177L92 176L96 180V183H94L93 185L91 184L90 186L88 185V187H87L86 184H87V181H89L88 179H87V181H84L83 178H77V176H76L77 169L76 168H79ZM68 169L72 170V173H70ZM116 171H113V172H116ZM117 173L118 172H116L115 174H117ZM125 173H123V174L125 175ZM113 175H114V173L112 174V177H115ZM119 175H118V177H120ZM231 175H232V173H231ZM109 176L111 177V175H109ZM130 176H132V177H130ZM19 177H20V175H19ZM118 177H117V179H118ZM137 177L135 180H137ZM189 177H190V175H189ZM45 178H49V179L47 180ZM71 178H72V180H70ZM86 178H85V180H86ZM225 178H226V176H225ZM143 179L141 178V180H143ZM177 179H178V176H177ZM132 180H134V179H132ZM168 180H170V179H168ZM40 181H41V179H40ZM140 181H138V183ZM164 182L161 181V183L159 182V184H161V185H159V184H157V185L160 187H163V186H165L164 184L166 183V182L165 183ZM156 184H155V188L157 187ZM119 185H120V183H119ZM146 185H145V187H147ZM12 186H10L11 189L13 188ZM61 187H63V188H61ZM152 187L154 188V186H152ZM77 189H78V191H80L84 195H82V194L79 195L78 192L75 191ZM120 189L122 190V193L124 192L123 193L124 195H122V193L119 192V191H121ZM126 189H128V188H126ZM113 190H115V192ZM85 191H87V194L85 193ZM248 191H250V190H248ZM108 193H111L110 198H108V196H109ZM138 194H140V193H138ZM142 194H143V192H142ZM156 194H154V195H156ZM240 194H241V192H240ZM20 195H21V193H20ZM192 195L193 194H191V196ZM219 196H223V195L221 194ZM223 197H225V196H223ZM240 198H244V199L247 198V194L243 192L241 194ZM255 199H257V198H255ZM8 203H9L8 198L0 195V214L3 215L4 218L6 217V219H8L12 225H14L15 227H18L19 225H21L20 219H19V218H21V216L19 214L24 216L25 213L20 211V212H18L19 213L18 215L20 217L19 218L15 217L13 215L14 211L11 213V211H9L6 208L7 207L6 205ZM231 204H233V203H231ZM244 204H245V202H244ZM74 205H76V204L74 203ZM257 205H258V208H260L259 204H256V206ZM133 206H135V205H133ZM143 206H146V209L143 208ZM93 207H92V209H93ZM240 207H241V205H240ZM141 208H143V210ZM262 208H264V207H261V209ZM133 209H135V207ZM97 211H99V210H97ZM212 211H214V209ZM227 212H228V210H227ZM257 212H259V211H257ZM173 213H174V211H173ZM174 214H173V216H174ZM227 214H229V213H227ZM232 214H231V216H232ZM259 215H261V212ZM206 216H208V215H206ZM147 219H145V221ZM207 219H208V217H207ZM148 221H147V223H148ZM150 221H149V223H151ZM29 225L30 226L28 227V229L25 228V234H27L28 237L33 238V240L35 239V241L38 240L39 242L44 241V238L46 239L48 237L46 235L45 231L42 232L43 236H40L39 234L36 233V229L33 228L34 225H36V224L30 223ZM20 228H21V226H19V229ZM137 229H136V232L140 230V229L139 230H137ZM0 231L2 232L1 227H0ZM217 231L218 232L222 231L225 235L220 232L221 233V236H219L220 238L217 235L214 237L210 236L211 233H217ZM232 231H231V233H232ZM132 233L134 234L133 231H132ZM132 233L130 232L131 235H132ZM137 234H138V232H137ZM140 234H141V232H140ZM154 234H155V232H154ZM0 235H1V233H0ZM213 235H215V234H213ZM257 235H258V233H257ZM239 236L240 235H238V237ZM137 237H139V235ZM140 237H141V235H140ZM164 237H166V238H164ZM245 238L249 239V236H247V237L245 236ZM149 239H153V238H149ZM241 240H242V237H241ZM44 243H48V242H44ZM134 243H137V241L136 242L132 241V242H130L129 245L130 246L135 245ZM47 246H48V248L51 247L50 244ZM214 246H219V247L221 246L222 247L221 249L225 254L223 253L224 254L223 255L220 252V250L214 251L213 250L215 248ZM262 246H263V244H262ZM210 247H214L212 249L213 251H210L211 249L209 250ZM262 249H263V247H262ZM157 250H155V252ZM198 257H195V260L198 259ZM204 257L205 256H203V258ZM231 257H234L236 259H231ZM203 258H202V260H203ZM213 258L214 259L220 258V262L216 263L217 262L216 259H215L216 262H214ZM189 259L192 260L193 258L192 259L189 258ZM189 259L186 261L189 262ZM200 259H199V261L197 260V262H201ZM205 259H207V258H205ZM192 262L195 263L194 260H192ZM245 262H247V263H245ZM205 263H206V261H205ZM190 264H191V262H190Z\"/></svg>",
  "mask_w": 264,
  "mask_h": 264
}]
</instances>
